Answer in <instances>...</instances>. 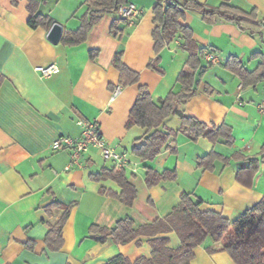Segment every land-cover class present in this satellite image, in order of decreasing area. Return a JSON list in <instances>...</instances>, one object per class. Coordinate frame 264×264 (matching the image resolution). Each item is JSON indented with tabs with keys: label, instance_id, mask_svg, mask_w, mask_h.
<instances>
[{
	"label": "crops",
	"instance_id": "crops-1",
	"mask_svg": "<svg viewBox=\"0 0 264 264\" xmlns=\"http://www.w3.org/2000/svg\"><path fill=\"white\" fill-rule=\"evenodd\" d=\"M218 6L221 0H198ZM140 11L133 21L116 11L105 13L95 22L86 38L75 45L60 40L80 24L86 10L85 0H41L38 12L62 26L57 43L47 39L49 28H31L26 0H0V264H103L116 254L130 260L149 257L148 236H137L125 244L114 243L110 236L100 242V232L90 226L113 229L116 222L129 217L136 229L156 218L166 216L179 203L183 191L191 192L201 201V209L220 212L234 218L257 203L264 194V157L253 177L245 186L235 179L243 163L233 158L234 152L260 157L264 143V115L258 103L264 95V80L243 86L241 80L224 67L231 55L251 70L264 59L263 35L242 31L231 22L205 23L199 15L183 11L180 23L189 26L193 39L202 46L213 47L216 62L205 57L197 93L184 105L185 111L206 123L222 122L231 127V146L212 144L206 137L195 141L179 133L169 140L168 147L151 159L141 160L131 153L139 144L145 129L125 128L128 112L137 96L139 84L147 87L154 102L169 91L177 92V75L187 59L180 39H174L158 52V74L148 67L154 57L152 29L155 0H128ZM245 10L256 9L264 22V0H230ZM118 34L110 32L115 19ZM50 25V26H51ZM90 50L96 54L90 57ZM259 52L260 55H253ZM121 53L122 62L138 72V83L121 86L113 57ZM54 63L57 71L44 77L36 67ZM207 85L211 93L203 91ZM117 94L111 100L113 90ZM78 119L95 120L104 141L125 154L127 180L135 187L132 205L99 192L100 187L119 191L111 180L95 181L91 174L115 165L104 159L97 149L89 148L80 165L66 168L70 160L67 148L54 149L53 140L60 136L77 138L81 128ZM164 125L179 126V118L170 115ZM171 149H174L171 151ZM210 150L228 157L224 164L215 160L213 170L197 167V159ZM147 168L158 172L175 170L174 180H161L147 187ZM73 203L62 227V244L57 250L48 248L44 237L62 209L45 208L52 202ZM168 246L176 248L175 232L160 234ZM213 245L206 237L194 249L190 264H235L225 251L209 252Z\"/></svg>",
	"mask_w": 264,
	"mask_h": 264
},
{
	"label": "trees",
	"instance_id": "trees-1",
	"mask_svg": "<svg viewBox=\"0 0 264 264\" xmlns=\"http://www.w3.org/2000/svg\"><path fill=\"white\" fill-rule=\"evenodd\" d=\"M16 3L17 0H11ZM26 9L29 13L27 24L31 28H49L52 20L38 12L41 0H26ZM163 0H155L153 6L152 38L154 57L149 61L148 67L162 74L163 70L158 66V52L169 45L174 39H180V48L187 52V59L183 68L177 75L180 90L169 91L164 97L154 102L147 87L139 84L137 96L128 112L125 128L138 126L145 129V133L139 144L133 145L131 153L141 160L151 159L156 154L168 147L169 140H174L181 133L190 140L195 141L198 137H206L212 144H224L231 146L233 137L231 127L225 122L218 125L206 123L185 111V103L192 98L198 89L203 70L209 64H202L206 52H215L213 47L199 45L192 37L189 26L180 23L183 11L194 12L205 23L231 22L242 31L252 35H263V20L259 19L256 9L245 11L230 3V0H221L218 6H210L198 0H171L163 4ZM128 0H85L87 5L85 12L80 17V24L74 31L63 35L61 42L65 45H75L83 41L91 26L97 22L103 14L115 12L119 5ZM113 20L110 32L119 33L116 28L117 22ZM90 57L96 54L90 50ZM253 55L259 56V52ZM224 67L235 74L243 86L255 85L264 80V59L251 70L242 65L241 60L234 55L224 61ZM113 66L118 70V84L121 86L138 83V72L130 69L121 60V53L113 57ZM2 76H0V85ZM203 91L211 93L209 86L204 85ZM176 115L179 118V126L171 129L164 125V120ZM174 149H171L173 151ZM260 157L245 156L239 152L232 154L233 158L243 160L237 169L235 179L240 184L250 186L254 175L259 169L264 157V143L261 145ZM215 160L224 164L228 157L221 153L210 150L197 159V167L203 170H213ZM90 178L95 181L111 180L119 191L100 187L99 192L116 198L126 206L132 205L136 196L135 187L127 180L124 167L113 165L103 167L99 172L91 174ZM175 170H163L158 172L147 168L144 173V182L147 187L156 185L161 180H174ZM201 201L194 198L191 192L183 191L179 203L162 218H156L150 223L133 227V221L129 217L116 222L113 229H100L90 226V232H100L95 237L97 241L104 242L109 236L114 243L125 244L137 236H148V244L151 248L149 257H138L130 260L122 254H116L107 259L103 264H190L194 256V249L200 245L206 237H211L213 245L208 248L209 252L225 251L235 264H264V194L261 199L251 207L243 210L234 218H227L220 212L204 210L200 207ZM73 203L58 204L52 202L45 210L47 213L53 207H59L62 212L58 220L49 226L44 240L51 250H57L62 244V227L66 221ZM175 232L179 239L176 248L168 246V240L160 234Z\"/></svg>",
	"mask_w": 264,
	"mask_h": 264
},
{
	"label": "built area",
	"instance_id": "built-area-1",
	"mask_svg": "<svg viewBox=\"0 0 264 264\" xmlns=\"http://www.w3.org/2000/svg\"><path fill=\"white\" fill-rule=\"evenodd\" d=\"M163 4L170 3L171 0H163ZM116 12L123 18L130 21L139 17L141 11L131 2L119 5ZM204 57L211 63L216 62V56L211 52H206ZM41 76L47 77L57 71V66L50 63L44 66L35 68ZM118 89L113 90L111 100L117 94ZM258 110L264 115V95L258 103ZM77 124L81 128L80 136L71 138L60 136L52 141L51 146L54 149L67 148L70 151V160L66 165L69 168L73 165H80L82 155L89 148L97 149L104 159L111 160L116 166L124 167L127 163V158L124 153L118 152L113 147L109 146L103 139L98 124L95 120L78 119Z\"/></svg>",
	"mask_w": 264,
	"mask_h": 264
},
{
	"label": "water",
	"instance_id": "water-1",
	"mask_svg": "<svg viewBox=\"0 0 264 264\" xmlns=\"http://www.w3.org/2000/svg\"><path fill=\"white\" fill-rule=\"evenodd\" d=\"M62 34V26L58 23H53L48 32H47V39L52 43H57Z\"/></svg>",
	"mask_w": 264,
	"mask_h": 264
}]
</instances>
